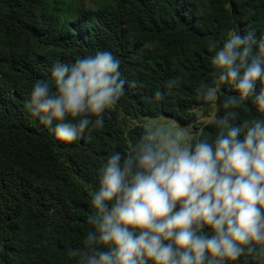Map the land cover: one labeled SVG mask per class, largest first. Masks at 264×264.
Segmentation results:
<instances>
[{
  "label": "trees",
  "instance_id": "16d2710c",
  "mask_svg": "<svg viewBox=\"0 0 264 264\" xmlns=\"http://www.w3.org/2000/svg\"><path fill=\"white\" fill-rule=\"evenodd\" d=\"M248 31L264 35V0H0V264H78L69 253L83 251L93 230L90 194L108 157L127 154L146 130L135 120L194 124L198 110L208 116L215 103L213 119L194 136L214 141L226 134L215 122L228 111L236 113L234 126L264 119L254 97L225 109L238 93L214 75L227 35ZM102 51L120 61L125 93L103 113L102 128L58 140L54 125L26 107L33 86L45 81L55 91V63ZM202 83L216 90L215 100L197 94ZM157 90L161 102L153 99ZM235 264L262 262L245 254Z\"/></svg>",
  "mask_w": 264,
  "mask_h": 264
},
{
  "label": "clouds",
  "instance_id": "9594fccd",
  "mask_svg": "<svg viewBox=\"0 0 264 264\" xmlns=\"http://www.w3.org/2000/svg\"><path fill=\"white\" fill-rule=\"evenodd\" d=\"M212 64L216 79L238 93L225 109L254 97L264 113V35L230 32ZM119 69L108 51L71 65L57 62L55 91L37 81L26 107L43 125H54L58 140L82 139L103 127V113L124 95ZM174 86L167 85L169 93ZM196 91L205 101L216 98L206 84ZM153 99L165 94L157 90ZM235 118L228 111L215 122L227 131L214 141L156 123L127 154L113 152L90 194L93 230L84 250L69 255L78 264H235L248 254L264 264V119L234 126Z\"/></svg>",
  "mask_w": 264,
  "mask_h": 264
},
{
  "label": "rangeland",
  "instance_id": "374dc122",
  "mask_svg": "<svg viewBox=\"0 0 264 264\" xmlns=\"http://www.w3.org/2000/svg\"><path fill=\"white\" fill-rule=\"evenodd\" d=\"M215 90V89H214ZM216 92V90H215ZM215 100V99H214ZM215 114V103H212L211 111L208 116L203 115L201 110H198V122L189 125H181L176 120L166 117V116H159V117H144L140 121L135 120L134 122L142 123L145 128L147 129L150 125L156 123H163L166 126H171L175 124L178 128L184 129L188 131L193 137L199 135L202 129V125L210 120L213 119Z\"/></svg>",
  "mask_w": 264,
  "mask_h": 264
}]
</instances>
